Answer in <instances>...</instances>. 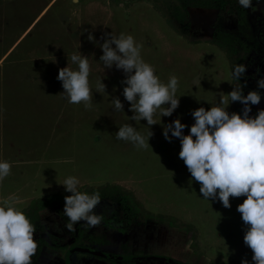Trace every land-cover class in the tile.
I'll return each mask as SVG.
<instances>
[{
	"label": "rangeland",
	"instance_id": "rangeland-1",
	"mask_svg": "<svg viewBox=\"0 0 264 264\" xmlns=\"http://www.w3.org/2000/svg\"><path fill=\"white\" fill-rule=\"evenodd\" d=\"M263 25L264 0H253L247 9L238 0H0V158L12 164L10 174L0 181V204L11 200L32 224L40 212L45 232L49 225L65 231L69 239L77 228L99 230L108 240L120 237L102 219L96 226L78 222L67 228L64 197L71 193L60 183L72 175L80 180V191H98L101 200L112 205L102 212L96 206L97 214L113 208L121 220L123 209L135 226L164 227L166 238L188 253L190 264H241L242 258L254 264L237 211L246 197H230V208L218 200H204L199 182L178 156L179 139L168 141L162 131L176 118L191 126L192 110L209 109L245 82L249 90L263 93L253 111L264 109V89H257V80H248L257 71V61L264 59L262 47L256 46L258 33L264 43ZM89 33L94 41L87 39ZM106 33L131 34L142 45L141 57L162 82L178 77L179 106L161 121L155 116L149 147L115 138L124 123L146 137L148 128L146 120L128 119L132 113L122 95L123 71L105 68L99 60ZM77 50L89 59L91 108L68 103L56 78L60 68H76L70 55ZM237 64L247 66L240 80L231 75ZM99 79L106 85L105 93L97 91ZM114 97L124 104V112L114 110ZM228 99L224 107L239 113L243 105ZM183 131L187 134L189 128ZM127 223V234L116 242L123 249L131 243ZM60 241L65 242L61 248H67L68 240ZM110 244L106 251H123ZM133 244L138 255H153V241L140 235ZM46 247L49 254L55 246ZM165 247L161 243V253Z\"/></svg>",
	"mask_w": 264,
	"mask_h": 264
},
{
	"label": "clouds",
	"instance_id": "clouds-1",
	"mask_svg": "<svg viewBox=\"0 0 264 264\" xmlns=\"http://www.w3.org/2000/svg\"><path fill=\"white\" fill-rule=\"evenodd\" d=\"M238 3L246 9L253 6V0H238ZM87 39L94 41L95 37L89 33ZM101 39L103 43L99 47L103 54L99 60L105 68L115 66L124 73L122 95L129 102L132 113L128 119L146 120L148 128L146 137L131 123H124L118 127L115 138L137 148L149 147V137L153 134L150 126L157 124L155 116L158 115L161 121V117L171 116L179 106L178 77L171 75L167 83L162 82L154 67L141 57L142 45L131 34L106 33ZM70 60L76 68L68 64L59 69L56 77L64 89L61 95L68 103H83L85 108H91L89 59L77 50L70 55ZM246 67L237 64L231 73L233 78L240 80ZM256 83L257 89H264V76ZM244 86L233 88L207 110L204 107L192 110L194 123L191 126L176 118L163 126L162 134L168 141L179 139L178 156L191 177L199 182V192L204 200H218L225 208H230V197H246L237 205L245 225L243 241L253 253L254 264H264V109H258L255 116L250 115L251 105L259 104L262 96L258 90H250L245 95ZM96 88L105 93L106 85L102 79L97 81ZM228 98L230 102L238 101L243 105L241 112L229 113L224 107L229 103ZM111 104L114 110L124 112L119 97H114ZM186 127L189 128L187 134L183 131ZM11 167L10 161L0 158V181L10 174ZM60 184L71 193L64 197L67 228L71 230L78 222L90 227L98 225L102 217L94 209L101 202L100 193L80 191V180L72 175ZM34 232L35 226L11 200L6 199L0 204V264H31L37 250ZM241 264L250 262L242 258Z\"/></svg>",
	"mask_w": 264,
	"mask_h": 264
},
{
	"label": "flooded vegetation",
	"instance_id": "flooded-vegetation-1",
	"mask_svg": "<svg viewBox=\"0 0 264 264\" xmlns=\"http://www.w3.org/2000/svg\"><path fill=\"white\" fill-rule=\"evenodd\" d=\"M264 27V25H263ZM256 46L262 47L261 50L264 51V43L261 42L258 37L259 33L256 35ZM264 66V59L260 62L257 61L256 63V73L253 75V78H249V81L258 80L260 78V74L262 71V68ZM246 85V84H245ZM248 89V87H247ZM248 91H250L248 89ZM259 91V90H258ZM261 92V91H260ZM261 96H263V93L261 92ZM251 115L255 116L256 112L253 111V105H251ZM101 198L103 197L102 194H100ZM108 204V205H107ZM104 203L103 200H101L99 206V212H102L104 208H109L112 206L109 203ZM107 205V206H106ZM107 212L111 213V215L105 217L106 213L102 215V221H104V224L109 228L113 230H117V235L121 234L120 237L113 236L110 240H108V237L106 236V233L101 232L99 230H89V231H80L78 228L77 230H72V236L69 239V236H65V231H62V229H52L49 225L46 227V232L44 229V223L40 219L39 215L40 212H36L34 214V226H35V232H34V239L37 242V250L36 253L32 257L31 264H95L93 261L90 262L89 260H97L102 263L106 264H190L189 261V255L183 254L179 244L176 243L175 245L172 244V242L169 240V238H166L168 235V232L165 231L164 227H156V226H149L146 224L145 226H135L133 223L135 220L134 218H130V215L126 212H123V209L119 211V214L122 215L120 219H117L116 215L118 213V210L110 208V211ZM56 213H60V211H56ZM137 215L135 216L136 219ZM106 218V219H105ZM105 219V220H104ZM129 219V220H128ZM129 222V223H127ZM83 223V222H82ZM125 223L129 224V238L131 240L130 246L126 249H123L120 242L117 244L116 242L121 241V238L125 236L127 233V227ZM77 226V225H75ZM54 231V232H52ZM52 232V233H50ZM57 235L55 236V234ZM119 233V234H118ZM60 234H63L62 237ZM150 234H152L150 236ZM166 236H163V235ZM52 235V236H50ZM142 235L144 237V240L153 241L155 244L154 251L152 252L153 255L146 254V253H139L133 250V247H136L133 243L135 242L137 237H140ZM65 236V237H63ZM170 237V236H169ZM171 238V237H170ZM66 239L67 241V248H61L64 246V244H61L60 240ZM81 239V240H80ZM120 239V240H119ZM135 239V240H134ZM83 241V242H82ZM111 243L110 245L115 246H121V249L123 251L121 252H113V251H106L104 248L106 245ZM159 244V246L157 245ZM162 245H166L164 249H166L165 253L160 252ZM136 244V243H135ZM54 247V250H52L49 254H45V250L48 248L46 246ZM46 247V248H45ZM131 250V252H130ZM156 253V255H154ZM90 257V258H89ZM185 257V258H184ZM182 258V259H181ZM194 263V262H193ZM201 264V263H199Z\"/></svg>",
	"mask_w": 264,
	"mask_h": 264
},
{
	"label": "crops",
	"instance_id": "crops-1",
	"mask_svg": "<svg viewBox=\"0 0 264 264\" xmlns=\"http://www.w3.org/2000/svg\"><path fill=\"white\" fill-rule=\"evenodd\" d=\"M8 1H10V2H11L12 0H8ZM13 1H14V0H13ZM89 258H90V257H89ZM89 261H90V262H92V261H93L95 264H106V263H102V262H100V261H97V260H94V259H93V260H89ZM199 263H200V262H199ZM201 264H202V263H201ZM204 264H205V263H204Z\"/></svg>",
	"mask_w": 264,
	"mask_h": 264
},
{
	"label": "trees",
	"instance_id": "trees-1",
	"mask_svg": "<svg viewBox=\"0 0 264 264\" xmlns=\"http://www.w3.org/2000/svg\"><path fill=\"white\" fill-rule=\"evenodd\" d=\"M187 21H188L187 23H189V19H188V18H187ZM244 85H245V83H244ZM244 88L247 89V86L245 85ZM247 90H248V89H247ZM239 112H241V111H239ZM250 115H251V114H250ZM251 116H252V115H251Z\"/></svg>",
	"mask_w": 264,
	"mask_h": 264
}]
</instances>
